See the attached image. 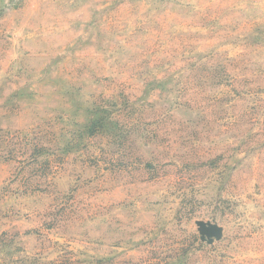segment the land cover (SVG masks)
<instances>
[{
    "label": "rangeland",
    "instance_id": "1",
    "mask_svg": "<svg viewBox=\"0 0 264 264\" xmlns=\"http://www.w3.org/2000/svg\"><path fill=\"white\" fill-rule=\"evenodd\" d=\"M0 264H264V0H0Z\"/></svg>",
    "mask_w": 264,
    "mask_h": 264
},
{
    "label": "water",
    "instance_id": "2",
    "mask_svg": "<svg viewBox=\"0 0 264 264\" xmlns=\"http://www.w3.org/2000/svg\"><path fill=\"white\" fill-rule=\"evenodd\" d=\"M200 231L203 234H206L211 237H216L220 239L223 235V228L217 224L211 222H199Z\"/></svg>",
    "mask_w": 264,
    "mask_h": 264
}]
</instances>
